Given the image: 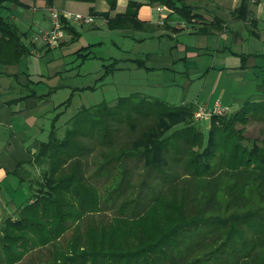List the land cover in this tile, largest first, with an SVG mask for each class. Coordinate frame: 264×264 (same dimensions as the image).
<instances>
[{"label":"trees","instance_id":"1","mask_svg":"<svg viewBox=\"0 0 264 264\" xmlns=\"http://www.w3.org/2000/svg\"><path fill=\"white\" fill-rule=\"evenodd\" d=\"M137 1L129 0L107 26L150 29L137 19ZM144 1L187 23L200 18L186 0ZM217 23L197 32L208 34ZM19 38L0 17L2 58L17 60L27 52ZM239 108L210 117L206 137L193 104L138 93L79 108L62 137L56 115L30 168L20 163L15 171L32 201L18 208L14 223L0 225V264L45 246L50 251L39 255L51 264H264V139L249 146L237 128L249 119L264 123V100ZM81 217H88L83 230L74 229V240L58 248L57 239Z\"/></svg>","mask_w":264,"mask_h":264},{"label":"crops","instance_id":"2","mask_svg":"<svg viewBox=\"0 0 264 264\" xmlns=\"http://www.w3.org/2000/svg\"><path fill=\"white\" fill-rule=\"evenodd\" d=\"M186 1L202 14L207 24L218 22L214 24L218 29L200 34V23H186L169 11L165 12L164 25L157 24L155 6L144 0L137 1L141 3L137 19L150 26L148 30L107 26L109 19L125 13L129 0H0V17L16 29L27 50L17 60L14 56H0V225L6 220L14 221L18 208L30 199L28 184L15 175L18 164L29 167L27 162L33 161L39 144L47 141L54 117L57 115L58 120L62 113L57 110L60 104L51 102L50 88L44 81L65 69L64 60L40 58L57 49L68 58L78 49L92 45L79 43L85 29L142 32L148 48L140 58L149 78L159 80L172 73L181 79L179 86L186 90L180 104L165 101L169 104L210 109L219 101L237 109L246 101L264 100V2ZM49 6L90 15L92 21L71 23L64 39L67 43L62 41L56 48H47L33 41V36L49 28ZM47 70H54L53 75H48ZM191 89L195 90L193 94L186 96Z\"/></svg>","mask_w":264,"mask_h":264},{"label":"rangeland","instance_id":"3","mask_svg":"<svg viewBox=\"0 0 264 264\" xmlns=\"http://www.w3.org/2000/svg\"><path fill=\"white\" fill-rule=\"evenodd\" d=\"M152 5L156 8L160 4L155 3ZM160 6L164 8L163 14L166 19L167 16L165 12L171 11L162 5ZM196 12L200 15V18L195 19V23H200L201 26H205L207 24L206 20H204L201 13L198 11ZM154 13L156 17V11ZM84 16L90 17L92 21V17L90 15ZM71 23L75 22H66V30ZM144 38L145 36L142 32L109 31L105 28H102L99 31L85 29L81 31L79 43L81 45L92 44L91 47L80 48L74 55L68 58H64L59 49L51 51L45 58H40L41 61L48 60L49 58H52L53 61H58L60 58L64 60L65 69L61 73L49 76V78L44 81V85L50 88L49 97L51 102H53L54 105L60 104L57 110L62 111L59 119L55 121V127L58 135L62 136L64 134L67 120L79 108L91 107L101 102H113L118 97H126L131 94L138 93L144 96L148 95L150 97L160 98L172 104L181 103V98L184 97L186 93L183 86H179L182 85L181 79L174 77L172 73L163 79H150L149 72L146 68L139 67L134 62V59L143 62L140 56L143 55L148 48L147 42L143 40ZM64 39L62 41H64ZM65 41L63 43H67V41ZM59 44L57 46H59ZM105 66L109 69H111L112 66H115L116 69L106 72ZM46 72L48 75H53L54 70H51V72L47 70ZM194 91L195 90L192 89L187 91L188 94L186 96H191ZM254 101L256 102L261 100ZM226 107H228L229 112L227 111L224 115L215 116L222 117L229 115L231 112L236 110V108L229 106ZM197 108L209 109L206 106H197L195 109ZM193 118L197 123H199V125H201L203 128V134L206 137L211 123L210 118L206 117L201 120L199 118L197 119L194 112ZM239 127L244 129V135L249 138V146L253 143L251 142L252 139H264V123L261 121L249 119L245 125H237V128ZM118 138L120 144L125 142V138H121V135ZM127 138L130 137L126 136V140ZM90 169L92 171V168ZM94 183L98 184L97 180H94L93 184ZM96 189L100 190L99 188ZM28 200L29 201L26 204H29L32 201L31 198ZM74 202L75 205L73 206V209L76 212L75 214H78L79 202L77 200ZM16 219L17 217L15 220ZM86 219H88V217H81V219L76 220L69 225L70 227L68 231L56 241L58 248L65 250L66 245L71 243V241L76 237V233L72 234L73 230L75 229L77 232H81L84 228L83 222ZM37 249L34 248L29 250L21 261L14 262L12 264H51L52 260H50L48 256H45L50 249V246H45L40 250ZM42 251H45V255L40 257L39 253L42 254ZM3 254L4 253L2 251L1 258L3 257Z\"/></svg>","mask_w":264,"mask_h":264},{"label":"built area","instance_id":"4","mask_svg":"<svg viewBox=\"0 0 264 264\" xmlns=\"http://www.w3.org/2000/svg\"><path fill=\"white\" fill-rule=\"evenodd\" d=\"M264 2V0H261ZM156 17L155 22L157 24H164V8L158 5L155 8ZM49 28L40 30L33 36V41H39L47 48H54L64 39L66 35V22H75V23H90L91 18L84 16L78 13L65 12L57 8L56 6H49L47 8ZM229 112L228 107L220 104L219 101H216L214 106L211 109L206 108H197L194 111L195 117L198 119L210 118L213 115H224L226 112Z\"/></svg>","mask_w":264,"mask_h":264}]
</instances>
